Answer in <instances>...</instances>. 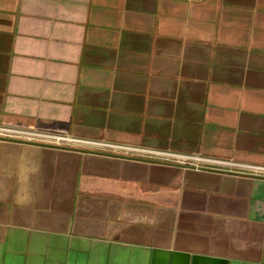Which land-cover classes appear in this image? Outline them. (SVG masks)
Wrapping results in <instances>:
<instances>
[{
	"label": "crops",
	"instance_id": "1",
	"mask_svg": "<svg viewBox=\"0 0 264 264\" xmlns=\"http://www.w3.org/2000/svg\"><path fill=\"white\" fill-rule=\"evenodd\" d=\"M0 127L160 153L0 136V264H264V0H0Z\"/></svg>",
	"mask_w": 264,
	"mask_h": 264
},
{
	"label": "built area",
	"instance_id": "2",
	"mask_svg": "<svg viewBox=\"0 0 264 264\" xmlns=\"http://www.w3.org/2000/svg\"><path fill=\"white\" fill-rule=\"evenodd\" d=\"M0 136L1 137H11V138H18L23 139L27 141H33V142H45V143H51L54 145H62L67 143H78L85 146H90L93 148H99L103 150H118L122 153H126L133 156H149V155H156L160 154L159 152H153L151 150L143 149V148H136L133 146H122V145H113L108 144L105 142H91V141H81V140H74L72 138H68L65 136H58L55 134H47L42 132H35L30 130H22V129H10V128H3L0 127ZM157 158H171L170 156L166 157H160V155L157 156Z\"/></svg>",
	"mask_w": 264,
	"mask_h": 264
}]
</instances>
